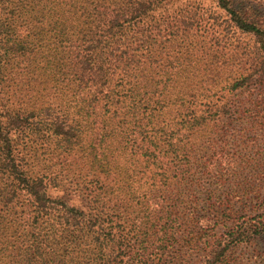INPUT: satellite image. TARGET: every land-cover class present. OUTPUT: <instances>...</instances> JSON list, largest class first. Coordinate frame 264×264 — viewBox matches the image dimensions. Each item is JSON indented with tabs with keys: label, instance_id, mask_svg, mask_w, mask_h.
<instances>
[{
	"label": "trees",
	"instance_id": "16d2710c",
	"mask_svg": "<svg viewBox=\"0 0 264 264\" xmlns=\"http://www.w3.org/2000/svg\"><path fill=\"white\" fill-rule=\"evenodd\" d=\"M172 1L0 0V264H242L264 234V180L234 200L219 163L264 137V0Z\"/></svg>",
	"mask_w": 264,
	"mask_h": 264
},
{
	"label": "rangeland",
	"instance_id": "374dc122",
	"mask_svg": "<svg viewBox=\"0 0 264 264\" xmlns=\"http://www.w3.org/2000/svg\"><path fill=\"white\" fill-rule=\"evenodd\" d=\"M236 1L240 3V2H243L244 0H236ZM190 3H194L195 6H198V8L202 9L205 12H210V13L214 12L215 15L221 13L216 5L215 0H174L168 5H166L165 7L158 8L155 13L156 15L171 14L181 8H185ZM260 9L264 13V8H260ZM31 75H32L31 77L33 78L37 77L36 75H33V74ZM36 89H39V90L43 89V86H41V84L38 81L36 82ZM53 90L55 89L47 88L45 90H42L40 92L41 95L39 96L40 101H45V105H46V102L47 103L54 102L56 104H68L67 99L71 97L66 96L64 99L58 100ZM22 92L23 94L27 95L26 89H22ZM48 94H51V96H48ZM44 95H47L46 99L43 98ZM262 140H264V137L263 138L258 137L256 140H251V138H247V139L242 138L243 145L241 146V148L243 147L246 148L245 157H235L233 153L236 152L237 149L234 148L233 146H229V148L227 149L228 150L227 153L225 151V153H221L219 155L225 158V159L222 158L219 160L220 166L224 168L230 167L231 169H234L236 165L235 164L236 161L242 162V166L238 168L239 170L238 174L234 175L231 181L226 184V187L230 188V191H231V195H229V198H232L238 201L239 199L245 201L246 199H249L254 196V195H249L250 197L244 198V196L246 197L247 195L240 196L238 193H235V191H233L232 188H234L238 182L240 184L239 186H243V187L249 186L250 188H252L251 186H253L254 189H251L253 190L252 192L258 193V195L254 197L259 196L260 191L258 190V188L262 186L264 177H262L260 173L255 174L254 170H258L259 167H262L264 164V158L261 154L263 152V149L260 148L262 146ZM218 185L219 184H215V186H218ZM263 193H264V190L262 194ZM50 194L52 196H56V195H62L63 192L58 189H51ZM68 197L74 204L82 206L83 203H82L81 197H78L76 195H70ZM253 217L254 215H251V216H248L247 219H250ZM222 227L223 226L221 225L220 226L218 225L216 227L217 235L213 239L214 241L219 240V238H222L224 236V233L227 232V229L222 228ZM200 236H202L203 239H206L205 233L204 234L201 233ZM234 251H235L236 257H238L242 261V264H264V234L258 237L255 240V242H253V244L243 245Z\"/></svg>",
	"mask_w": 264,
	"mask_h": 264
}]
</instances>
